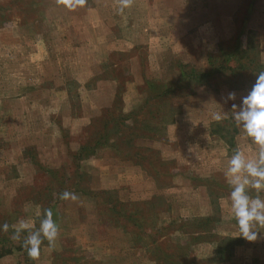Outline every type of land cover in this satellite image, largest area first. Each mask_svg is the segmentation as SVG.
Instances as JSON below:
<instances>
[{
  "label": "rangeland",
  "instance_id": "obj_1",
  "mask_svg": "<svg viewBox=\"0 0 264 264\" xmlns=\"http://www.w3.org/2000/svg\"><path fill=\"white\" fill-rule=\"evenodd\" d=\"M94 2L113 34L123 23L128 42L138 31L128 23L139 24L143 43L125 52L86 44L92 0L76 11L55 0H0V253L10 252L0 264H264V235L238 236L224 176L237 146L256 154L232 104L255 83L250 66L264 67V0H134L123 14L116 0ZM228 52L241 70L191 94L177 86L181 70H206ZM163 88L173 90L157 96ZM231 91L236 99L225 103ZM146 96L137 117L149 132L128 122L140 136L115 143L108 120ZM213 112L227 118L215 122ZM102 122L109 146L97 141ZM88 145L91 154L80 152ZM65 190L79 199L61 200ZM49 208L59 235L32 261L27 232L21 243L10 236L21 219L38 228Z\"/></svg>",
  "mask_w": 264,
  "mask_h": 264
},
{
  "label": "clouds",
  "instance_id": "obj_2",
  "mask_svg": "<svg viewBox=\"0 0 264 264\" xmlns=\"http://www.w3.org/2000/svg\"><path fill=\"white\" fill-rule=\"evenodd\" d=\"M87 2L88 0H55L57 6L68 11H76ZM133 4L134 0H116V11L123 14ZM223 99L225 103L235 100L236 93L231 91ZM211 118L215 122H221L227 117L221 112H213ZM232 119L240 136L256 146V154L248 157L237 146L228 160L224 176L230 189V213L238 225V236L248 242H255L264 235V197L261 196L264 193V70L256 73L255 83L247 95L241 98V103L232 104ZM59 198L72 201L79 199L75 193L67 190ZM2 231H9L8 223L2 225ZM25 232L27 235L23 236L22 247L28 258L36 261L41 255L42 243L46 240L49 248H53L59 235V226L53 219L52 210H44L38 228L24 219L19 220L10 239L21 241Z\"/></svg>",
  "mask_w": 264,
  "mask_h": 264
},
{
  "label": "trees",
  "instance_id": "obj_3",
  "mask_svg": "<svg viewBox=\"0 0 264 264\" xmlns=\"http://www.w3.org/2000/svg\"><path fill=\"white\" fill-rule=\"evenodd\" d=\"M232 57H233V55L230 52L225 53L223 55V57H221L218 60L217 64H215L216 60L214 61V63L211 62L210 67H207L206 70H202V69H196L195 70L193 68H189L187 70H181L179 77L176 81L177 86L179 88H182V87L188 88V90H186L185 92L188 94H191L193 92L192 87L201 86V85H209L211 83H215L216 77L222 76V74L225 71H227L229 74H231L234 71L238 72L237 70L242 69V66H240L241 64L239 62H237L236 64L231 65V66L228 65L229 62L231 61ZM250 67H251L252 74H254L253 75L254 77H256V73L264 70V67L262 64L256 63L255 66L251 65ZM230 78L234 79L235 81L242 79L240 73H237L236 75L232 74V75H230ZM230 85L231 86H228L229 89H239L238 86L233 84V82H230ZM172 90H173V88H167V89L163 88L158 93H156V95L157 96H161V95L169 96L171 94ZM115 93H116V91H115ZM146 97L143 99V101L141 103H139L135 107L128 110L127 113H125V114L118 113L116 116L113 117V120L112 119L108 120L107 124L109 122H111V123L115 124L114 126H116L115 127L116 129L113 130L114 133L112 134L113 135L112 138H113L115 143H124V145H126V143L130 142L132 138L140 136V132H133L132 127L130 125H134L133 127L136 130L140 129L144 133H145V131H147L149 129L148 123L146 122V118L137 117V114L139 113V111L144 108L145 101L148 99V97L147 98ZM128 122L130 125L127 124ZM122 126H124V132H125L124 135L121 133L123 130V129L121 130ZM100 130L101 131L99 132L98 137H97V141L99 142L98 144L102 143V144H106L109 146L108 138L105 135L103 122H102ZM148 132H149V130H148ZM228 142H229V140H228ZM93 143L95 145V142H93ZM131 145H133V143H131ZM83 150L87 151L86 155H89V153L90 154L92 153L93 147H91L90 145L82 146L80 152ZM80 152L78 150L76 157L81 156ZM212 219L213 218L211 216H209V217L207 216L204 218L196 219L197 221H195V222H197V226L199 228L200 225H201V227H203L204 224L208 223ZM193 220H195V219H193ZM186 221H188V220H186ZM20 243H21V241H20ZM0 249H1V247H0ZM8 251H9L8 249H5L0 254L2 255L5 253H10ZM218 251H220V250H218Z\"/></svg>",
  "mask_w": 264,
  "mask_h": 264
},
{
  "label": "crops",
  "instance_id": "obj_4",
  "mask_svg": "<svg viewBox=\"0 0 264 264\" xmlns=\"http://www.w3.org/2000/svg\"><path fill=\"white\" fill-rule=\"evenodd\" d=\"M92 1H93V3L88 5L85 8L84 15H83L84 17H86L87 13H89V14L92 13V14H90L91 17H90L89 21L86 22V28H87V31H88V33H87L88 37L86 38L87 39L86 44H88V43L89 44L90 43H96V45L98 47V50H99L100 46H101L100 48H102L103 46H106V47H108L109 50H111L110 46H112V49H114V50L116 49L115 51H118V52L124 51L125 52V51H127V49H126L125 46H122V45H126L127 46V45H135L137 43H143V41L141 40V39H143L142 38L143 36L140 33V31H139L140 30L139 24H137V26H136L135 24L129 25V23H128L127 29L131 30L130 26H133L134 27L133 31L134 30H138V31L136 33H133V35L129 37L128 42H126L128 37L125 38L126 31H124V29H123V28H125L123 23H120L121 21L119 22L120 23V27H119V24H117V28H118V30H120V32L116 33V34H113L109 30V28H107L108 19L106 21L105 18H103L102 16L97 15L98 13H101L100 6H98V4H95L94 0H92ZM105 12H106V10H105ZM103 16L106 17V14L103 15ZM77 17L78 16H74V19L72 18V22L76 23L77 22ZM150 21H151V19H150ZM70 23H71V21H70ZM64 24H65V22H62V27H64ZM111 24H112V26H114L113 23H111ZM164 26L166 27L165 24H164ZM147 29L149 30L150 33H146V36H147V38L149 37V39H151V37H153L155 35V31H153V29H154L153 25L152 26L148 25ZM99 38L101 39L100 43H98V41L100 40ZM125 43H127V44H125ZM63 60L64 59L62 57L61 61H63ZM100 69L103 70V65H102V67ZM84 70H85V68H84ZM93 70L94 69H92L91 71H93ZM89 73H91V74L89 75ZM92 73H94V71L90 72V69L88 71L86 70L85 73H84L87 76L86 79L88 77H90L92 75ZM112 89H114V88L112 87ZM79 91H80L79 89L76 90V92H79ZM112 91H113L112 93L114 94L115 89L112 90ZM133 107L134 106H132L131 108H133Z\"/></svg>",
  "mask_w": 264,
  "mask_h": 264
}]
</instances>
